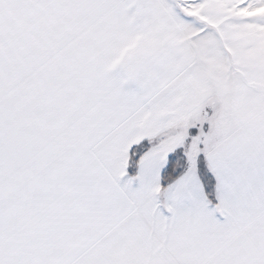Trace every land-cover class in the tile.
Segmentation results:
<instances>
[{"label":"crops","instance_id":"obj_1","mask_svg":"<svg viewBox=\"0 0 264 264\" xmlns=\"http://www.w3.org/2000/svg\"><path fill=\"white\" fill-rule=\"evenodd\" d=\"M109 1L91 120L48 175L20 185L0 264H264V49L253 55V36L198 23L177 0ZM144 140L130 174L128 153ZM179 148L186 169L162 190Z\"/></svg>","mask_w":264,"mask_h":264},{"label":"rangeland","instance_id":"obj_2","mask_svg":"<svg viewBox=\"0 0 264 264\" xmlns=\"http://www.w3.org/2000/svg\"><path fill=\"white\" fill-rule=\"evenodd\" d=\"M177 3L188 18L203 25L217 22L236 41L253 36V55L255 48L264 49L258 41V32L264 37V0ZM114 4L0 0V256L10 237V209H18L20 185L33 184L37 171L39 177L48 175L60 144L91 120L90 102L96 103L99 90L94 79L99 76L100 26ZM211 132L200 130V135ZM200 141L205 150L213 139Z\"/></svg>","mask_w":264,"mask_h":264},{"label":"trees","instance_id":"obj_3","mask_svg":"<svg viewBox=\"0 0 264 264\" xmlns=\"http://www.w3.org/2000/svg\"><path fill=\"white\" fill-rule=\"evenodd\" d=\"M150 146L148 140L133 146L128 153L127 169L130 174L136 171L137 162L142 153ZM187 161L181 148L174 151L169 157L160 177V189L166 188L171 182L178 178L186 169ZM198 172L202 181L205 195L208 201L216 207V178L211 172L204 155L198 157Z\"/></svg>","mask_w":264,"mask_h":264}]
</instances>
